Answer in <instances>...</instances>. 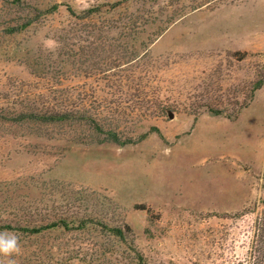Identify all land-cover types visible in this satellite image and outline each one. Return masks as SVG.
I'll use <instances>...</instances> for the list:
<instances>
[{"label": "rangeland", "instance_id": "374dc122", "mask_svg": "<svg viewBox=\"0 0 264 264\" xmlns=\"http://www.w3.org/2000/svg\"><path fill=\"white\" fill-rule=\"evenodd\" d=\"M0 232L18 264H264V0H0Z\"/></svg>", "mask_w": 264, "mask_h": 264}, {"label": "clouds", "instance_id": "9594fccd", "mask_svg": "<svg viewBox=\"0 0 264 264\" xmlns=\"http://www.w3.org/2000/svg\"><path fill=\"white\" fill-rule=\"evenodd\" d=\"M21 251L18 234L0 232V264H18L16 257L21 254Z\"/></svg>", "mask_w": 264, "mask_h": 264}, {"label": "trees", "instance_id": "16d2710c", "mask_svg": "<svg viewBox=\"0 0 264 264\" xmlns=\"http://www.w3.org/2000/svg\"><path fill=\"white\" fill-rule=\"evenodd\" d=\"M213 112H216V111H214V110H212ZM117 142V141H116Z\"/></svg>", "mask_w": 264, "mask_h": 264}]
</instances>
